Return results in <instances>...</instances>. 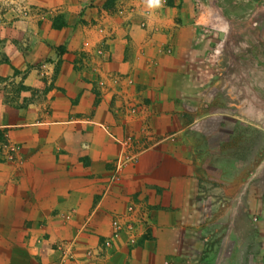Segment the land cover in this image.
Returning a JSON list of instances; mask_svg holds the SVG:
<instances>
[{"label": "crops", "instance_id": "crops-1", "mask_svg": "<svg viewBox=\"0 0 264 264\" xmlns=\"http://www.w3.org/2000/svg\"><path fill=\"white\" fill-rule=\"evenodd\" d=\"M9 1L63 23L0 25L21 73L9 77L26 86L8 105L0 81V128L19 147L0 163V264H264V243L242 254L233 230L239 212L264 210V0L247 12L215 0L251 24L201 33L174 21L194 16L174 0ZM128 206L149 231L133 244L110 225Z\"/></svg>", "mask_w": 264, "mask_h": 264}, {"label": "rangeland", "instance_id": "rangeland-1", "mask_svg": "<svg viewBox=\"0 0 264 264\" xmlns=\"http://www.w3.org/2000/svg\"><path fill=\"white\" fill-rule=\"evenodd\" d=\"M174 5H178L179 7H184L187 9L188 8L194 9L193 10L194 16L175 17L174 21L178 24L195 25L200 29V33L203 32L202 31L203 29L204 30L212 29L213 27H216V26L226 27V29H228L229 25H235V26L245 25L246 26L247 24H251V22L249 21L246 22L247 17L241 20H238L237 18H232L231 20L228 18L224 19L223 17L220 16V11L218 7L216 6L215 0H203V1L201 0H195V1L193 0L192 1L174 0ZM226 8L229 10L232 9L234 11L238 10L239 12L240 11L247 12L250 8H255V5L250 2L248 5L246 1L238 0V4L234 8H230L228 5ZM33 15H34V18L36 19L35 21L36 24H41V22L44 19H48L50 21L49 23L54 26H59L60 24L63 23L61 16L57 14L53 15L52 10H36V12H34L30 10L29 7H27L24 4L17 5V3H14L13 1L0 0V25L3 27H9L11 25L16 24L15 22L17 19L31 20L33 18ZM200 33H195L194 37L196 38L200 37ZM3 35H5V37H9L11 36V33L10 32L3 33ZM6 52L8 51L7 49H5V47H3L2 51H0L1 53L0 62L5 63V65L7 66V71H6L7 76L4 75L2 80H0L2 81V85H3V97L1 100L8 105L10 104L22 105L25 101L26 96L24 95L23 98H21V91L26 89V86L21 84V81H14L10 79L8 73L10 72L19 73L20 76H21V73L19 72V70H16L15 68L10 70V58L6 54ZM210 54L212 55L211 59H215L217 55L219 54V45L214 46ZM39 65L40 63L38 64V69L40 70L41 68ZM5 70H6V67H5ZM249 99L250 97L247 98V100ZM199 115L200 114H195L194 116L195 119H197ZM190 116L191 115L187 116L183 114L181 118L185 120L192 119ZM0 117L2 116L0 115ZM227 119L231 121L236 120L234 117H230ZM216 120L217 118L215 117L209 119V121L212 123L215 122ZM6 131H7V128H0V163L2 162L4 163L6 161L11 162L15 160V156L19 148L18 145H16V143L10 140L8 133ZM232 132H234V128ZM235 136L236 135L233 134L231 139H228L226 143L228 146V149H230V151H228V154H235V152L237 151V147L235 144ZM248 188H250V184ZM262 196H264V193H262ZM262 196L260 199V205H262V208H263L264 198H262ZM239 213L240 215L236 219H234V223H233L234 229L233 230H235L236 232L237 230L239 231L238 238H241L240 250H242L241 251L242 254H249L251 250L253 251L256 250V248L259 245L264 243V239H263L264 237V210L257 212V214H254L256 213L254 212L253 214L255 215L256 218H254L252 221H251V218L254 216H251V212H249V210L247 211L243 210ZM146 227H147L146 224L141 225L140 227L141 229H138V231L136 232V236H138L137 234H140V236L149 235V231H147L148 229H146ZM258 237L259 239L261 238V240H257ZM133 243H135V241ZM199 243L201 244V246H203V248H205L204 243L206 242L201 241ZM58 245L55 244V250H59ZM69 252L70 253L64 255L60 251H58V260L60 262H64L66 260L73 259L72 252L71 251ZM189 259L190 258H187V257L179 258L176 256L172 258L171 256L168 255L167 257L164 256L160 259V264H187L189 262ZM196 259L200 261L202 259V256L200 257L198 256L196 257ZM262 260L264 261V258ZM242 261H245V259L244 260L242 259Z\"/></svg>", "mask_w": 264, "mask_h": 264}, {"label": "built area", "instance_id": "built-area-1", "mask_svg": "<svg viewBox=\"0 0 264 264\" xmlns=\"http://www.w3.org/2000/svg\"><path fill=\"white\" fill-rule=\"evenodd\" d=\"M111 179L115 180L116 176L113 175ZM132 210L133 207L128 206L125 212L113 216V218L110 221V225L112 227V236H117L119 233H124L126 236V240L129 243H133L135 241L137 237L136 232L138 231L137 221L135 220V217L130 216ZM101 245L103 247H109L111 245V241L106 238L102 241ZM59 251L64 255L70 253L68 249V245L65 246L64 249L60 248Z\"/></svg>", "mask_w": 264, "mask_h": 264}, {"label": "clouds", "instance_id": "clouds-1", "mask_svg": "<svg viewBox=\"0 0 264 264\" xmlns=\"http://www.w3.org/2000/svg\"><path fill=\"white\" fill-rule=\"evenodd\" d=\"M150 7H158L161 5L162 0H147Z\"/></svg>", "mask_w": 264, "mask_h": 264}, {"label": "trees", "instance_id": "trees-1", "mask_svg": "<svg viewBox=\"0 0 264 264\" xmlns=\"http://www.w3.org/2000/svg\"><path fill=\"white\" fill-rule=\"evenodd\" d=\"M218 5H219V3H218Z\"/></svg>", "mask_w": 264, "mask_h": 264}]
</instances>
